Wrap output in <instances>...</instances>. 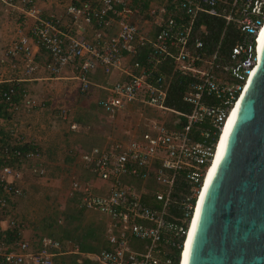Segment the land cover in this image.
I'll return each mask as SVG.
<instances>
[{
    "label": "built area",
    "instance_id": "1",
    "mask_svg": "<svg viewBox=\"0 0 264 264\" xmlns=\"http://www.w3.org/2000/svg\"><path fill=\"white\" fill-rule=\"evenodd\" d=\"M41 1L0 0V13L17 11L31 22L4 51L5 62L21 65L26 77L69 70L78 92L94 95L110 120L132 105L157 113L141 132H124L78 155L81 174L70 177L69 195L79 210L100 217L105 243L88 258L181 264L223 129L260 61L264 0H74L66 6L65 30L58 17L43 16ZM208 17L223 22L210 50L202 40ZM230 27L235 43L223 53ZM38 50L46 55L42 65ZM98 73L102 83L93 80ZM175 76L185 80L187 111L167 105ZM0 107V264H53L62 242L26 236L28 225L16 213L24 175H46L43 151L17 123L37 103L0 81Z\"/></svg>",
    "mask_w": 264,
    "mask_h": 264
},
{
    "label": "water",
    "instance_id": "2",
    "mask_svg": "<svg viewBox=\"0 0 264 264\" xmlns=\"http://www.w3.org/2000/svg\"><path fill=\"white\" fill-rule=\"evenodd\" d=\"M189 264H264V47L203 203Z\"/></svg>",
    "mask_w": 264,
    "mask_h": 264
},
{
    "label": "rangeland",
    "instance_id": "3",
    "mask_svg": "<svg viewBox=\"0 0 264 264\" xmlns=\"http://www.w3.org/2000/svg\"><path fill=\"white\" fill-rule=\"evenodd\" d=\"M70 100L66 108L38 114L39 119L49 121L50 131H53L46 137L59 139L60 143L51 154L43 153L46 166L44 177L24 175L22 188L25 197L17 203L18 214L34 236L41 234L60 241L70 240L78 248L79 243H84L96 250L100 247L102 220L96 213L79 210L69 195L70 177L81 174L78 155L123 137L125 131L141 132L147 120L156 117L157 113L132 105L110 120L96 107L94 95H82L77 87H74ZM62 110H66V114ZM73 124L76 128L71 130ZM89 229H95L94 240L83 239ZM71 256H59L53 264H70Z\"/></svg>",
    "mask_w": 264,
    "mask_h": 264
},
{
    "label": "crops",
    "instance_id": "4",
    "mask_svg": "<svg viewBox=\"0 0 264 264\" xmlns=\"http://www.w3.org/2000/svg\"><path fill=\"white\" fill-rule=\"evenodd\" d=\"M72 1L74 0H46L39 2L38 7L41 9L43 16L54 15L58 17L61 20L63 30H65L69 24V19L66 15V6ZM30 23V21L24 20L17 11L11 12L10 14L0 13V59L4 60V63L0 64V81L17 85L35 99L37 107L28 114L22 112L17 115V123L23 130L28 141L36 143L43 153L51 154L59 145L60 140H51L46 137L52 134L53 131H50L49 121L46 122L43 118L39 119L38 114L39 112L47 113L48 111L51 112L55 109L68 107L76 83L71 79L69 70L55 77L51 76L45 70L40 69L34 75L26 77L22 75L21 65H17V69H13L10 62H5L3 52L19 35L27 32ZM45 59V53L38 50L36 61L42 65ZM18 205L16 204V213L21 220L22 218L18 214ZM29 234L30 230L25 235L28 236ZM61 242L63 244V250L58 253L55 259L59 256L72 255L77 256V263L86 260L91 264H95L88 258V255L96 253L97 249L93 250L91 247H88L90 250L80 252L78 247L70 240Z\"/></svg>",
    "mask_w": 264,
    "mask_h": 264
},
{
    "label": "trees",
    "instance_id": "5",
    "mask_svg": "<svg viewBox=\"0 0 264 264\" xmlns=\"http://www.w3.org/2000/svg\"><path fill=\"white\" fill-rule=\"evenodd\" d=\"M204 25H205V29L207 31V37L202 38V40L205 43V46L210 50L213 49L214 46L216 45V43L219 40V37L221 35V32L223 30V22L220 19H216V18H205L204 19ZM235 38H236V34L234 33V31L232 30V28L230 27L227 31V34L225 36V39L221 45V51L224 53L226 52L230 46H232L235 43ZM93 80L95 82H103V76L98 73L96 74V76L93 78ZM184 85H185V80L179 78L178 76H175L171 82V87H170V93H169V97H168V102L167 105L171 108L174 109H179V110H184L187 111L188 108L187 106H185L182 102H181V95L183 93L184 90ZM2 114V108L0 107V115ZM102 145V144H101ZM99 145V146H101ZM96 146V147H99ZM182 185L181 183H177V188H180ZM94 233H95V229H89L85 235H83V239L84 238H89L90 240H94ZM58 241H60V239H57L55 237H52ZM100 247L96 250L99 251L100 249L105 247V243L103 241V227L100 230ZM88 247V245H85L84 243H79V248L78 250L80 252H85L87 250H90ZM77 256H71L70 257V264H91L89 261H82L81 263H77Z\"/></svg>",
    "mask_w": 264,
    "mask_h": 264
},
{
    "label": "bare ground",
    "instance_id": "6",
    "mask_svg": "<svg viewBox=\"0 0 264 264\" xmlns=\"http://www.w3.org/2000/svg\"><path fill=\"white\" fill-rule=\"evenodd\" d=\"M258 42H259V47H258L259 56H261V52H262L263 47H264V27L262 28V30L260 32ZM250 83H251V80H250L247 88L249 87ZM247 88H246V90H247ZM244 93L242 94V96H241L239 102L237 103V105L235 106L234 110L231 112V114H230V116H229V118L225 124V127L223 129V133H222V136H221L219 144H218V148H217V151H216V154L214 157V161H213V163H212V165H211V167L207 173V176H206V179L204 182V186H203V190H202V193H201L199 200H198V203H197L196 212H195V215H194V218H193L190 230H189L188 238H187V241L185 244V249H184V252L182 255L181 264H189V256H190L191 248L193 245L194 237L196 234L197 226L199 223L202 206H203V203L205 201L207 192H208V190H209V188H210V186L214 180V177L217 173L218 167H219V165H220V163H221V161L225 155L228 139H229L231 132L235 126Z\"/></svg>",
    "mask_w": 264,
    "mask_h": 264
}]
</instances>
